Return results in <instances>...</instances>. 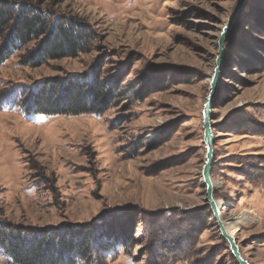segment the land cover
<instances>
[{
  "label": "rangeland",
  "instance_id": "374dc122",
  "mask_svg": "<svg viewBox=\"0 0 264 264\" xmlns=\"http://www.w3.org/2000/svg\"><path fill=\"white\" fill-rule=\"evenodd\" d=\"M41 1L88 35L74 58L23 66L21 49L0 62V229L131 220L127 243L97 264H236L205 201L201 110L238 0ZM261 24L264 0H247L223 43L210 109L213 198L249 264H264ZM92 73L119 90L133 83L141 98L119 95L100 115L23 113L21 97L42 80ZM158 134L164 142L146 141ZM0 264H12L1 250Z\"/></svg>",
  "mask_w": 264,
  "mask_h": 264
},
{
  "label": "trees",
  "instance_id": "16d2710c",
  "mask_svg": "<svg viewBox=\"0 0 264 264\" xmlns=\"http://www.w3.org/2000/svg\"><path fill=\"white\" fill-rule=\"evenodd\" d=\"M261 25L260 36L264 37ZM87 35L84 24L58 16L41 0H0V62L21 49L18 61L23 66L39 67L47 60L74 58L84 51ZM115 84L99 80L96 73L84 78H48L25 93L20 106L25 115H100L119 95L141 98L133 83L124 90ZM165 139L158 134L146 141L156 144ZM126 224L120 228L109 224L104 229L97 224L54 230L30 228L25 232L0 229V250L12 264H97L113 245L123 246L130 239L131 229Z\"/></svg>",
  "mask_w": 264,
  "mask_h": 264
},
{
  "label": "water",
  "instance_id": "95a60500",
  "mask_svg": "<svg viewBox=\"0 0 264 264\" xmlns=\"http://www.w3.org/2000/svg\"><path fill=\"white\" fill-rule=\"evenodd\" d=\"M247 0H238L231 13L229 14L225 24L220 29V33L217 39V56L215 59V66L209 81L208 91L205 97V102L201 110V126L203 132V143L205 148L204 160L201 168L202 185L205 189V201L209 206L212 217L216 221V225L220 236L226 241L228 249L236 264H249L247 260L241 255L238 245L232 235H229L221 222V215L219 206L213 198V184L210 178V170L213 160V149H212V134H211V105L212 99L217 91L218 73L223 55V43L230 33L234 19L236 15L244 8Z\"/></svg>",
  "mask_w": 264,
  "mask_h": 264
},
{
  "label": "bare ground",
  "instance_id": "6f19581e",
  "mask_svg": "<svg viewBox=\"0 0 264 264\" xmlns=\"http://www.w3.org/2000/svg\"><path fill=\"white\" fill-rule=\"evenodd\" d=\"M221 222H222V224H223V226H224V223H223L222 219H221ZM224 229L226 230L225 226H224ZM226 232H227V230H226ZM227 233H228V232H227ZM228 234H229V233H228ZM229 235H231V234H229Z\"/></svg>",
  "mask_w": 264,
  "mask_h": 264
}]
</instances>
